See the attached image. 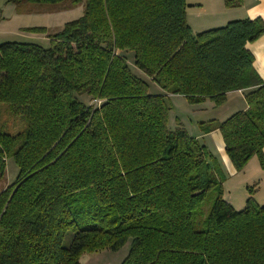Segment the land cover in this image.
<instances>
[{
  "label": "trees",
  "instance_id": "trees-1",
  "mask_svg": "<svg viewBox=\"0 0 264 264\" xmlns=\"http://www.w3.org/2000/svg\"><path fill=\"white\" fill-rule=\"evenodd\" d=\"M10 1L84 10L56 33L27 29L48 48L0 45V178L8 158L18 168L0 191V264H80L126 245L120 264H264V204L234 210L219 161L179 122L167 127L168 94L219 107L244 91L245 110L199 129L220 132L236 172L254 156L264 169V82L246 48L264 22L193 35L185 0ZM126 53L165 94L148 92ZM4 113L23 129L6 131Z\"/></svg>",
  "mask_w": 264,
  "mask_h": 264
},
{
  "label": "crops",
  "instance_id": "crops-1",
  "mask_svg": "<svg viewBox=\"0 0 264 264\" xmlns=\"http://www.w3.org/2000/svg\"><path fill=\"white\" fill-rule=\"evenodd\" d=\"M185 2L187 5L186 22L193 35L223 27L227 23L235 20H254L260 18L264 22V0H241V3L235 7H226L225 0H185ZM40 35L44 37V35ZM246 48L253 55V68L255 72L264 82V35L255 42L247 44ZM153 85L155 84L152 83V87L156 90V94H165L160 88ZM244 94V91L227 93L225 103L219 107H215L209 100L197 105H189L182 96L167 95L169 101L183 99L181 103L188 109L187 116L189 117H186L184 120L174 116L175 122L173 129L176 127V122H179L189 136L196 138L219 161L222 170L228 175V179L223 183V198L233 209L240 211L245 207L244 196L241 199L240 196L235 194V198L229 189L236 186L237 189L234 190L236 191L241 190V188L244 189L245 187L258 186L261 192L258 197L253 196L252 198L259 205H263L264 169L260 167L258 158L254 156L240 172H236L228 157L225 155L220 132L215 130L211 133L203 134L199 129V124L212 120L222 122L232 114L245 110L247 107ZM170 110L172 111V107ZM226 186H228V192L225 190ZM241 192L238 191L235 193Z\"/></svg>",
  "mask_w": 264,
  "mask_h": 264
},
{
  "label": "rangeland",
  "instance_id": "rangeland-1",
  "mask_svg": "<svg viewBox=\"0 0 264 264\" xmlns=\"http://www.w3.org/2000/svg\"><path fill=\"white\" fill-rule=\"evenodd\" d=\"M30 9V10H27ZM83 5H78L76 7H72L70 9H63L61 7L50 8L46 5H25L22 4L17 6L13 4L10 0H0V45L6 42H16V43H33L37 44L43 48L50 47V40L48 38L42 37L40 34L27 32V29L33 27H43L47 29V33H56L60 31L64 24L75 20L81 17L83 13ZM127 63L131 69V71L136 74L138 77L143 79L148 83L150 94H156V90L152 87V82L150 79L145 77L141 72L135 69L133 65V59L131 53H126ZM159 88L157 85H153ZM81 100L89 106H98L99 103L96 100H91L88 97L83 96ZM179 100V102H178ZM173 99L171 101L168 100V104L172 107V111L170 110L168 113L167 127L169 129H173L175 117H179V119H185L187 116V108L181 102L183 99ZM181 100V101H180ZM3 125L11 134H15L23 129V124L17 119L10 117L7 113L3 114L2 117ZM187 132V131H186ZM225 176V181L228 179L227 173L223 171ZM18 175V168L14 164L11 158L6 160L5 172L3 177L0 178V191L3 190L6 186L14 183L16 177ZM224 181V182H225ZM223 182V183H224ZM236 186H233L232 189H229L236 198L240 196L241 199L244 196L245 207L247 201L251 199L253 203L259 205L252 197L259 196L260 190L259 187L252 186L249 188H244L241 190H236ZM225 190L228 192V186L225 187ZM234 191V194H233ZM238 191H242L241 193H235ZM248 194V195H247ZM246 196H248L246 198ZM213 194L210 193L209 197L205 199L202 204V210L205 211L203 215L206 217L208 208L212 202ZM240 199V198H237ZM260 206V205H259ZM244 207V208H245ZM243 208V209H244ZM241 209V210H243ZM235 210V209H234ZM240 211V210H236ZM195 229H201V225L198 222H195ZM128 251V245L123 247L118 252H110L108 250L99 251L93 254H83L79 260L80 264H120L121 261L125 258Z\"/></svg>",
  "mask_w": 264,
  "mask_h": 264
}]
</instances>
